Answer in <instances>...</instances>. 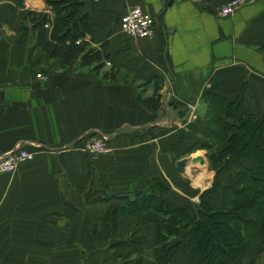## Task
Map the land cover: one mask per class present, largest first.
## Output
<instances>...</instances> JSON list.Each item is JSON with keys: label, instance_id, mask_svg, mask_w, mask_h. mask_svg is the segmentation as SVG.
Wrapping results in <instances>:
<instances>
[{"label": "crops", "instance_id": "0c3cea01", "mask_svg": "<svg viewBox=\"0 0 264 264\" xmlns=\"http://www.w3.org/2000/svg\"><path fill=\"white\" fill-rule=\"evenodd\" d=\"M81 1L90 29L84 41L107 46L99 70L49 60L32 38L19 43L29 26L25 11L49 12L44 0H24V8L0 0V155L18 144L33 154L15 173L0 175V264H111L115 254L119 262L143 256L142 264H153V226L136 234L147 240L139 251L116 244L130 236L131 216L119 218L116 239L95 240L111 205L123 203H94L84 194L98 181L103 193L118 194L159 179L178 186L171 185L170 199L191 203L204 189L186 192L175 163L205 151L186 154L191 143L185 145L205 129L202 95L233 101L242 92L246 114H264V0L226 18L216 8L231 0ZM135 5L155 18L151 41L120 32L121 17ZM156 86L159 107L151 110L139 97L151 98ZM98 134L109 136L112 154L91 158L79 148ZM212 173V183H227V174ZM211 204L220 207L219 194ZM248 255L264 264V240ZM196 261L183 243L169 264Z\"/></svg>", "mask_w": 264, "mask_h": 264}, {"label": "trees", "instance_id": "16d2710c", "mask_svg": "<svg viewBox=\"0 0 264 264\" xmlns=\"http://www.w3.org/2000/svg\"><path fill=\"white\" fill-rule=\"evenodd\" d=\"M44 2L49 12H26L29 26L22 28L19 43L32 38L33 47L49 60H60L64 66L79 60L82 66L94 65L93 71L101 69L107 46L92 48L84 41L90 29L87 16L80 13L82 1ZM159 90L156 86L151 98L139 100L155 110ZM202 99L205 129L186 154L205 150L210 170L216 175L227 174V183L214 181L200 193L198 204L180 205L168 197L170 187L159 179L150 181L145 190L118 194L103 193L107 187L98 181L84 194L86 199L123 204L111 205L95 240L116 239L118 220L124 216L134 217L136 224L130 236L116 244L141 250L147 240L136 234L140 227L152 225L156 243L153 264H169L183 243L195 249L197 264H229L264 240V114L260 118L247 115L242 92L233 101L212 92H205ZM218 194L221 205L214 208L211 199ZM119 255H114L111 264H142L144 258L119 262Z\"/></svg>", "mask_w": 264, "mask_h": 264}, {"label": "built area", "instance_id": "2783aa9c", "mask_svg": "<svg viewBox=\"0 0 264 264\" xmlns=\"http://www.w3.org/2000/svg\"><path fill=\"white\" fill-rule=\"evenodd\" d=\"M93 3L114 2L117 0H91ZM256 0H231L216 8V16L226 18L233 15L237 10L245 5L254 3ZM156 21L155 18L146 13L141 6L135 5L126 10L120 19V32L130 39H143L151 41L155 36ZM37 77H40L39 75ZM264 108V103H263ZM190 120H194L195 116L190 113ZM109 136L98 134L89 136L84 139L80 150L90 156L96 158L100 155H105L111 152L108 147ZM33 154L28 147L20 144L16 145L13 150L4 155H0V175L13 174L18 167L31 160ZM196 203L199 199H194Z\"/></svg>", "mask_w": 264, "mask_h": 264}, {"label": "rangeland", "instance_id": "374dc122", "mask_svg": "<svg viewBox=\"0 0 264 264\" xmlns=\"http://www.w3.org/2000/svg\"><path fill=\"white\" fill-rule=\"evenodd\" d=\"M23 1L24 0H20V2L19 3H22V6H20L19 4H18V1L17 0H14V3H15V6H16V8H24L25 6H23ZM35 8V7H34ZM33 7H31L30 9H32V10H30V9H27L26 11H25V14H26V12L27 11H34V12H38V11H36V9H34ZM38 10V9H37ZM194 138H191V140L187 143V144H185V145H189L190 143H192V141H194L193 140ZM197 139V138H196ZM191 145V144H190ZM198 151V150H197ZM197 151H195V152H197ZM204 151V150H203ZM194 152V153H195ZM109 154H112V152H110V153H108V155ZM199 156H201L202 158H203V161H204V165H205V174L206 175H208L209 176V174L211 175H213V173H212V170H210V167H209V162H208V159H207V157H206V152L204 151V152H201V153H199ZM192 158L193 157H186V159H188V163H187V166L185 167V173L183 174V175H181V178L179 177V179H180V185L182 186V187H184L185 189H186V192H190V194L192 193V195H194L196 192H198V191H200L201 190V188L199 187V186H195L194 184H193V181H192V177H196L197 175H198V173L196 172L197 170H199L200 169V166H198V165H196V164H199V163H197V162H193L192 161ZM195 164V165H194ZM192 165V166H191ZM198 166V167H197ZM192 169H191V168ZM180 175V174H179ZM212 175H211V178H212ZM179 181V180H178ZM168 185H170L169 183H167ZM175 187L177 186L175 183H172ZM171 184V185H172ZM211 184H212V181L211 180H209V184L204 188V190L205 189H208V188H210V186H211ZM171 185H170V189H171ZM172 185V186H173ZM178 187V186H177ZM179 189H181V187L179 188ZM203 190V191H204ZM174 193H176L175 191H171L170 192V196L172 197L173 195H174ZM196 198V197H195ZM194 198V199H195ZM198 198V197H197ZM192 204H198V203H196L195 201H193V202H191ZM245 256V253H244V255L242 256V257H240V258H238V259H236V260H234L233 262H231V263H239V264H257V263H255V262H253L254 260H251L250 259V256L248 255L247 257H245V258H243ZM243 258V259H242ZM230 264V263H229Z\"/></svg>", "mask_w": 264, "mask_h": 264}, {"label": "bare ground", "instance_id": "6f19581e", "mask_svg": "<svg viewBox=\"0 0 264 264\" xmlns=\"http://www.w3.org/2000/svg\"><path fill=\"white\" fill-rule=\"evenodd\" d=\"M196 165L200 166V169L196 171L198 175L196 177H192V181L195 186H199L201 189H204L208 185L209 176L205 174L204 162L202 165L201 164H196Z\"/></svg>", "mask_w": 264, "mask_h": 264}, {"label": "water", "instance_id": "95a60500", "mask_svg": "<svg viewBox=\"0 0 264 264\" xmlns=\"http://www.w3.org/2000/svg\"><path fill=\"white\" fill-rule=\"evenodd\" d=\"M192 161L193 162H197L199 164H203V158L201 156H196V157H193L192 158ZM187 163H188V159L186 158H183V159H180L178 161H176L175 163V170L178 174L180 175H183L185 173V167L187 166Z\"/></svg>", "mask_w": 264, "mask_h": 264}]
</instances>
